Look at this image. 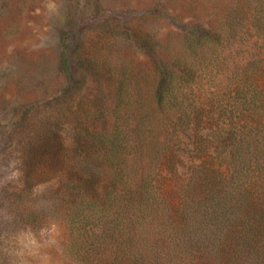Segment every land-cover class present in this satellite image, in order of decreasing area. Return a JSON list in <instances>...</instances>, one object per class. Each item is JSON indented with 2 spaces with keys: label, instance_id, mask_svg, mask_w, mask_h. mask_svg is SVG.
I'll use <instances>...</instances> for the list:
<instances>
[{
  "label": "trees",
  "instance_id": "trees-1",
  "mask_svg": "<svg viewBox=\"0 0 264 264\" xmlns=\"http://www.w3.org/2000/svg\"><path fill=\"white\" fill-rule=\"evenodd\" d=\"M230 2L176 43L110 44L108 94L58 199L67 263L264 261V0ZM244 41L257 52L231 64Z\"/></svg>",
  "mask_w": 264,
  "mask_h": 264
},
{
  "label": "rangeland",
  "instance_id": "rangeland-1",
  "mask_svg": "<svg viewBox=\"0 0 264 264\" xmlns=\"http://www.w3.org/2000/svg\"><path fill=\"white\" fill-rule=\"evenodd\" d=\"M230 1L0 0V264H69L58 199L76 141L108 94L113 40L142 30L176 43L189 23L213 24ZM253 42L237 43L229 62L250 58Z\"/></svg>",
  "mask_w": 264,
  "mask_h": 264
}]
</instances>
